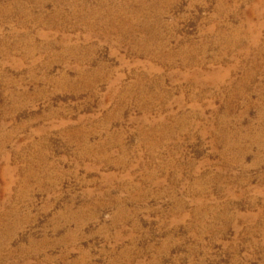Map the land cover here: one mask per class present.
Wrapping results in <instances>:
<instances>
[{"label": "rangeland", "instance_id": "1", "mask_svg": "<svg viewBox=\"0 0 264 264\" xmlns=\"http://www.w3.org/2000/svg\"><path fill=\"white\" fill-rule=\"evenodd\" d=\"M0 264H264V0H0Z\"/></svg>", "mask_w": 264, "mask_h": 264}, {"label": "bare ground", "instance_id": "2", "mask_svg": "<svg viewBox=\"0 0 264 264\" xmlns=\"http://www.w3.org/2000/svg\"><path fill=\"white\" fill-rule=\"evenodd\" d=\"M211 77H213V76H211ZM211 77H210V78H211Z\"/></svg>", "mask_w": 264, "mask_h": 264}]
</instances>
